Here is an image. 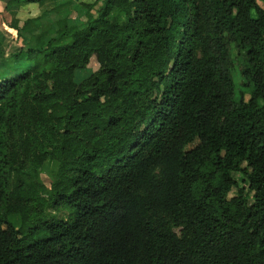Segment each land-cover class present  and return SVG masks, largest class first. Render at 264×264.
<instances>
[{"label": "trees", "instance_id": "1", "mask_svg": "<svg viewBox=\"0 0 264 264\" xmlns=\"http://www.w3.org/2000/svg\"><path fill=\"white\" fill-rule=\"evenodd\" d=\"M258 1L103 0L81 28L0 41V264H264Z\"/></svg>", "mask_w": 264, "mask_h": 264}, {"label": "rangeland", "instance_id": "2", "mask_svg": "<svg viewBox=\"0 0 264 264\" xmlns=\"http://www.w3.org/2000/svg\"><path fill=\"white\" fill-rule=\"evenodd\" d=\"M57 1L58 0H46L45 4H47L43 6V10L42 8L31 7L32 10L29 12H23L21 15V21L18 22L19 29L22 27L23 21L29 17H36V19H31L32 21L35 20V22H32L27 32L18 33L17 31L16 36L13 38H11V35L7 34L6 38L1 40L5 56L14 52L16 49L23 47L24 45H32L36 36L42 35L46 39L53 37L56 30V23L59 20H66L69 26L83 27V20L86 13L89 12L92 15H96L97 10L101 7L103 2V0H65L56 3ZM257 2L261 5L258 0ZM13 21L14 20L7 17L0 19V31H3L1 23L4 22L7 26ZM233 57L236 66L240 64V60L235 57V51H233ZM97 70L98 65L96 63L91 64L90 67L83 70H77L74 74V81L79 83L94 74ZM233 78L236 86V98L238 99L239 95L242 94L244 101H248L250 91L246 90L244 87V80L239 75L238 68L237 70L235 69ZM194 145L188 147V149L192 148ZM57 169L58 164L56 162L47 161L43 164L42 171L39 174V181L47 189H50ZM47 214L48 216H54L57 219L66 220L68 218L69 211H48ZM11 219L16 225H18L17 217H11Z\"/></svg>", "mask_w": 264, "mask_h": 264}, {"label": "crops", "instance_id": "3", "mask_svg": "<svg viewBox=\"0 0 264 264\" xmlns=\"http://www.w3.org/2000/svg\"><path fill=\"white\" fill-rule=\"evenodd\" d=\"M11 0H0V19L2 18H11L14 21H21V15L23 14V12H29L31 9V7H35V8H42L43 10V6L46 5L45 2L42 5H37V4H14L10 2ZM61 1H65V0H58L56 3H59ZM39 18V17H37ZM31 19H36V17H29L26 20H24L23 22L27 21V20H31ZM19 26V25H18ZM1 27L3 28V31H0V41L2 39H5L7 34L11 35V38L16 36L17 30L12 29L9 27V25L6 26V24L3 22L1 23ZM5 32V33H3Z\"/></svg>", "mask_w": 264, "mask_h": 264}]
</instances>
